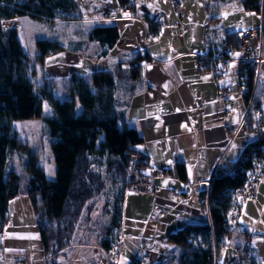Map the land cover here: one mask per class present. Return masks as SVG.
Segmentation results:
<instances>
[{
    "label": "crops",
    "instance_id": "obj_1",
    "mask_svg": "<svg viewBox=\"0 0 264 264\" xmlns=\"http://www.w3.org/2000/svg\"><path fill=\"white\" fill-rule=\"evenodd\" d=\"M100 1L77 0L78 19L59 21L68 23L63 30L69 29L72 23H81L84 27L89 23L91 29L113 25L119 35L114 49L107 57L100 58L99 44L88 41L82 32L58 34L49 29V35L43 39L59 41L66 49L49 57L39 74L48 83L51 81L53 95L62 100L66 97L71 73L81 76L98 70L116 73L126 126L135 129L142 138L135 151L147 157L143 172L153 177L155 185L154 192L149 194L125 193L119 229L125 242L121 261L123 264H177L179 251L166 238L188 225L208 224L201 201L208 183L212 184L219 172L226 171V174L245 149L256 142L247 126L246 105L238 94V67L232 64L225 77L217 78L213 72L199 68L197 56L203 52L209 26L223 34L234 33L257 26L259 19L223 24L222 16L235 9L242 14L250 13L238 4L222 14L221 24L212 25L210 14L199 0H177L180 16L165 0H130L134 11L132 20L123 14L114 20H100L97 15ZM108 1L113 9L119 2ZM150 27H154V35L149 34ZM139 51L145 54L138 55ZM135 57L149 61L141 62L140 76L132 80L129 63ZM259 80L256 92L259 88L262 97L255 102L254 109L263 112L264 123V63ZM220 87L230 90L227 100L233 109H226L215 99ZM263 181L264 176L260 186ZM8 212L9 220L0 237V264H47L49 258L44 257L28 198L21 196L11 201ZM256 228L257 225L250 230L243 225L248 232H255ZM109 245L112 249L114 244ZM254 245L257 250L253 249L252 260L258 264L259 257L264 260V241L252 240V248ZM89 247L102 250L101 241L100 245L95 243ZM89 252L85 250L81 256L85 264L89 262ZM101 259L102 256L99 264Z\"/></svg>",
    "mask_w": 264,
    "mask_h": 264
},
{
    "label": "trees",
    "instance_id": "obj_2",
    "mask_svg": "<svg viewBox=\"0 0 264 264\" xmlns=\"http://www.w3.org/2000/svg\"><path fill=\"white\" fill-rule=\"evenodd\" d=\"M127 1L119 0V3ZM199 1L210 14L212 25H218L222 14L233 5L240 4L247 12L258 13V0ZM79 16L77 0H26L21 5L14 4V0H0V237L9 220L10 202L26 196L45 258L56 256L73 243L80 221L88 219L86 214L92 212L93 201L105 192L103 177L91 168L97 158L105 157L111 182L114 184L119 180L123 184L120 197L111 205L107 200L103 206L104 212L111 215L108 231L114 228L119 233L127 186V153L137 152L135 147L142 143L138 132L126 126L116 73L109 70L94 71L87 76L71 73L66 97L60 100L53 95L51 81L37 83L35 78L37 67L43 68L49 57L65 51L66 47L56 40L37 39L34 42L37 54L31 60L23 50L18 30L3 27L4 22L23 17L52 23L78 19ZM150 30L155 34L154 27ZM233 34L225 35L232 39ZM87 40L97 42L99 57L105 58L116 46L119 35L113 25L96 26L89 31ZM142 61L149 60L135 57L130 61L134 62V66H129L132 80L139 78ZM253 78L254 70L248 69L249 87ZM260 93L258 88L255 102L261 100ZM44 103L50 107L49 115H44ZM32 119L42 121L45 135L52 140L53 180L48 179L44 168L31 158L12 126L15 120ZM25 154L28 161L23 176L11 164L14 156ZM245 167H249V162ZM225 172H219L211 185L212 228L208 224L188 225L166 238L179 251L177 264H214L212 246L207 249L195 247L190 237L205 231L208 238L213 241L214 237L219 245L226 234L225 218L230 207L228 191L240 187L244 176L230 178ZM247 233L245 229L239 231L237 241ZM109 244L107 241L101 243L105 250L111 249ZM51 262L54 263L55 258Z\"/></svg>",
    "mask_w": 264,
    "mask_h": 264
},
{
    "label": "built area",
    "instance_id": "obj_3",
    "mask_svg": "<svg viewBox=\"0 0 264 264\" xmlns=\"http://www.w3.org/2000/svg\"><path fill=\"white\" fill-rule=\"evenodd\" d=\"M26 0H14V4L21 5ZM133 1V0H131ZM128 0L113 9L108 0H101L97 15L100 20H114L119 14L133 18V2ZM168 4L176 8L180 16V4L177 0H165ZM259 25L243 30L235 31L232 39H228L225 34L217 28L208 27L207 36L203 41V52L197 56V64L203 71H210L217 78H223L228 74L232 64L238 67L239 90L238 94L246 105L247 126L256 137V142L247 147L240 158L229 168L226 176L233 178L236 175L244 176L243 184L240 187L230 189L228 197L230 207L225 218L226 234L221 237L220 244L215 243L213 237V257L214 264H253L252 260V240L254 232L250 231L243 239L237 241V234L243 230L241 223V209L245 202L254 200L260 183L264 176V123L263 112L254 109L255 95L259 84L260 71L264 62V0H258ZM17 19L3 23L5 29H17L20 27ZM158 23H161L158 22ZM181 29V26L179 25ZM150 35H154L150 32ZM144 51H139L138 55L143 56ZM96 62V61H95ZM134 66V62L130 65ZM254 70L252 85L247 84V70ZM230 90L220 87L215 99L224 104L226 109H233L234 106L228 102L227 96ZM128 164L126 172V193H151L155 190L153 177L147 176L143 172V165L148 159L138 152L127 153ZM249 162V167H245ZM211 183H208L206 192L201 201L207 215L208 226L211 229L210 207H211ZM125 242L120 235L115 241L113 248L104 252L101 264H123L122 250ZM57 264L47 259V264Z\"/></svg>",
    "mask_w": 264,
    "mask_h": 264
},
{
    "label": "rangeland",
    "instance_id": "obj_4",
    "mask_svg": "<svg viewBox=\"0 0 264 264\" xmlns=\"http://www.w3.org/2000/svg\"><path fill=\"white\" fill-rule=\"evenodd\" d=\"M233 11L234 12H230L222 16L223 24L230 25L234 22L249 23L258 21V19L260 23V16L256 12H243L244 14H242L240 12H236L238 11L237 9ZM21 20L23 21V24H21V21H17L20 25V27L17 28L18 37L23 50L31 60H34L37 54L34 41L37 39L46 38L49 35V29H54V32L58 34L63 32H68L66 34H71L70 31L76 34L78 32H82V35L86 36V39L89 31L91 30V28H89V23L85 24V27L80 25L81 23H72L70 24L71 27L69 29L63 30L64 28H66L65 26H67L68 23H62L61 21H55L52 23L41 22L27 17H23ZM21 25H23L22 29ZM61 40L63 41V38ZM37 68L38 74L35 80L37 83H41L43 79L39 73H41L42 68ZM50 113L51 110L48 103H44V115H49ZM12 126L16 131L18 138L26 145L31 158L36 162L37 165L44 168L47 178L53 180L55 178V166L52 159V151L50 147L52 140H50L45 135L42 121L40 119L15 120L12 122ZM94 160L96 161V163L93 164L91 168L103 177L105 181V192L103 193V195L97 197L93 201L92 212H90V214H86V216H88V219H82L80 221L73 243L64 248L62 251L58 252L56 256L49 257L50 261L55 258L54 263L58 264L57 258L59 259V257L62 256L60 257V264H85L81 261V256L85 255V250H87L88 252L90 251L88 264H99V259L101 258V256V261L103 260L104 249L101 247L102 250H99L95 249V247L89 246L91 244L95 245V243H98L100 245V241L101 243L103 241H107L108 243L114 244L119 236V233L114 228L108 231V228L111 225V215L104 212L103 206L107 200L111 205L115 202L116 199L120 197V194L123 190V184L119 180H116L114 184L111 182L112 176L106 170L105 157L97 158ZM27 161V154L16 155L12 158L11 165L15 168L17 173L25 176V166ZM260 187L261 188L259 194L257 195V198L253 201L246 202L243 205L241 212V222L244 227L251 230L255 225H257V228L254 232V234H256L253 239L254 243L257 242V239H262L264 241V181L262 182ZM147 194H149V192H147ZM109 209L111 210V208ZM190 242L195 247H198L200 249H207L208 247L213 246V241L208 238L205 231H199V233L196 234V237L192 235L190 237ZM252 249H254V251L257 250L255 245ZM256 256H258V252H256ZM65 258L68 260L67 262H65ZM175 258H177L176 255ZM259 258L261 260L258 262V264H264V260H262L261 257ZM172 264L176 263L173 262ZM253 264H256V262L253 261Z\"/></svg>",
    "mask_w": 264,
    "mask_h": 264
}]
</instances>
